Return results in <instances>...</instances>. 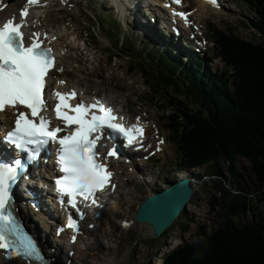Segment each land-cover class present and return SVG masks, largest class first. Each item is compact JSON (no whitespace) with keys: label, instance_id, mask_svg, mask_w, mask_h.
Here are the masks:
<instances>
[{"label":"rangeland","instance_id":"374dc122","mask_svg":"<svg viewBox=\"0 0 264 264\" xmlns=\"http://www.w3.org/2000/svg\"><path fill=\"white\" fill-rule=\"evenodd\" d=\"M93 1H97L99 4H107L106 0L79 1L78 8L81 12L78 11V8L73 10L79 19L76 20L74 17H66L64 14L67 12L62 10L61 1L55 0V5L50 9L48 24L59 30L62 34L61 43L63 40V42L70 45L72 58L84 61L82 63L87 74L83 76L85 81H82L80 78L83 86L89 85L92 89L98 87L107 88L112 92L113 98L116 99L115 101L121 103L127 109L133 105H137L135 107L137 109L142 105L151 115L154 122L151 124L150 133L155 132L156 135L162 133V141L164 143L159 147L160 153L154 159V162L144 164L139 167L140 170H136L134 167L136 173L119 168L118 172L120 173L122 185L118 191L119 194L116 195L114 202L109 205V208L105 207L103 219L99 221L98 227L92 229V236L88 238L89 240L86 243L81 241L76 264H106V258H114L117 264H162V258L154 255L155 251L163 257V255L168 254L174 247L176 248L183 242L196 240L197 235L199 236L200 234V227L206 226L208 232H212L225 223L229 216V204L238 193L239 183L235 181V178H230V172L228 171L229 164L225 159L221 158L219 163L224 168L222 174L215 175L213 173L210 167L211 165L213 166L214 162L203 166L202 178H198L195 194L191 199L192 202L188 205L187 211L185 214H181V218L177 223L160 237L155 236L154 233L146 234V225L134 220V214L143 199L158 189L162 190L169 186L167 183L176 176L177 171L173 172L172 170L177 169L171 166V163L177 157L176 147L168 127L170 123L168 118H170V114L174 113V110L167 109L166 98L168 99V97L165 96L166 91H163V87L155 84L150 86L144 83V76L140 72L130 74V71H128V60L125 56L115 58L112 64L107 62L104 49L107 46L110 47L109 41L104 40L101 45H97L96 47L91 45L85 49L83 41L76 40L79 37L73 28L78 30L81 26L85 27L87 25L82 14L83 11L84 14L95 17L93 16L95 7L91 4ZM190 1L192 7L195 8L196 3H198L197 0ZM142 5H145V3L142 2ZM123 12L120 10V15L113 13L115 17L123 21V34H128V36L133 35L131 37L136 44H139L141 39L152 43V38L145 37V30L148 28L142 22L136 24L134 21H131V17L125 16L123 18ZM198 14L199 12L196 11L195 15L197 18ZM108 16L110 14L105 15L103 19L108 18ZM198 19L207 23V31L214 38L215 35L210 32V27L212 28L213 26L216 27V31L218 30L232 37L243 39L246 42L260 43L263 41L261 34L249 24L252 17L248 12L246 0H225V2H219V6L215 12L208 9ZM101 23L112 26L114 19L111 17L108 20H102ZM102 25L97 26L94 32L100 39L103 37L98 32L103 33ZM69 34L70 36H68ZM110 41L113 42V40ZM214 51L219 56L222 47L219 46L218 50L213 45L211 52L214 53ZM171 55L169 53L168 56L173 57ZM230 55L241 68L237 56L232 52H230ZM215 57V62L221 64L220 59L217 56ZM127 71L130 75H127ZM102 90L105 91V89ZM240 93L246 96L243 85L239 86L238 94ZM188 101H191V99H188ZM234 164L242 172L244 177L243 183L246 184L250 191L247 190L250 195L243 197L251 198L255 208L259 198L254 194L258 187L254 166L248 159L243 157H239ZM214 170L218 171L217 168ZM184 172H186L184 168L179 169L176 179L181 178ZM147 173L148 175H146ZM212 204H216V207L213 208ZM250 217V214L245 215L241 212L239 217H235V220L242 222L247 221ZM126 219L130 223L129 226L120 227L123 220ZM112 223L120 225L114 228ZM124 223L126 222L124 221ZM94 231L96 232L93 235ZM101 238L108 239L109 241H101ZM102 243L107 244L109 248L104 247ZM62 264H65V259H63Z\"/></svg>","mask_w":264,"mask_h":264},{"label":"trees","instance_id":"16d2710c","mask_svg":"<svg viewBox=\"0 0 264 264\" xmlns=\"http://www.w3.org/2000/svg\"><path fill=\"white\" fill-rule=\"evenodd\" d=\"M246 4L252 17L249 24L261 34L263 41L246 42L218 32L220 53L235 69V74L228 76L220 69H213L216 74L208 65L204 68L195 62L197 58L182 64L178 74V68L169 63L165 47L164 51L154 50L150 44L139 47L125 36L118 38L120 20L115 22L111 14L103 19L107 13L96 12L100 22L114 19L112 26L101 25L109 35L115 36L116 44L147 58L158 74L153 85L163 87L168 97L167 109L174 110L168 120L181 157L175 166L177 171L203 168L205 163L214 162L213 173L221 175L222 158L229 164L230 178L239 183L225 223L212 232L200 227L198 240L174 249L165 257L164 264H264V0H246ZM230 52L237 56L241 68ZM240 85L245 87L246 96L238 94ZM239 157L248 159L254 166L258 182L254 194L259 198L255 208L251 198L243 197L250 195V191L234 164ZM241 212L251 217L236 221Z\"/></svg>","mask_w":264,"mask_h":264},{"label":"snow or ice","instance_id":"6c2138e0","mask_svg":"<svg viewBox=\"0 0 264 264\" xmlns=\"http://www.w3.org/2000/svg\"><path fill=\"white\" fill-rule=\"evenodd\" d=\"M181 2L174 0L176 4ZM208 2L219 6L218 0ZM39 3L40 0H27L28 5ZM28 15L29 8L26 6L21 11L24 19L17 21L13 17L0 26V112L8 108L15 110V127L8 133L7 139L17 148L30 152L29 161L36 158L40 148L49 140L58 139L61 146L59 164L65 175L56 181L57 190L61 194V204H64V197L67 196L68 205L75 208L77 196L87 200L111 183L113 173L106 160L107 157H118V152L113 146L106 154L101 153L98 150L99 142L105 138L115 139L119 135L129 145L135 144L142 141L145 129L139 123L127 127L118 122L122 118L115 114L112 107L105 106L99 100L91 104L81 101L72 105L70 101L78 95L72 89L67 93L54 91L58 99L54 107L56 117L67 126L76 125L73 131L58 137L63 129L59 126L51 128V120L42 114L48 106L45 89L49 73L56 67V58L51 47L43 46L40 32L32 33L26 43L27 34L23 28ZM174 15L187 21L188 14L185 12H174ZM44 35L46 37L47 33ZM52 39L57 37L53 36ZM58 70L63 71L62 68ZM58 83L66 82L61 80ZM20 107L29 109L30 116L28 112L20 111ZM30 145L34 147L30 148ZM16 164L23 167L19 160ZM17 178L15 167L0 163V250L9 258L21 257L43 264L45 258L40 248L33 238L20 234L10 209L11 182ZM67 227L78 230L77 221L71 216ZM59 231L63 232L64 228ZM72 240L75 242V235Z\"/></svg>","mask_w":264,"mask_h":264},{"label":"bare ground","instance_id":"6f19581e","mask_svg":"<svg viewBox=\"0 0 264 264\" xmlns=\"http://www.w3.org/2000/svg\"><path fill=\"white\" fill-rule=\"evenodd\" d=\"M7 1V0H6ZM9 1V0H8ZM18 1H20V0H12V2H18ZM54 1V0H53ZM72 1V4L74 5V7L75 8H78V3L76 2V0H71ZM12 2H9V6L10 5H15V4H13ZM197 2L198 3H196V6L198 7V10H202V12L199 14V15H201V14H203V13H206L207 12V10L208 9H211V10H213V12H215L216 10V6L215 5H212V4H210V3H206V2H202V1H200V0H197ZM52 7V5H50V3H49V5L48 6H46V7H44L43 6V4H40V6H39V10L41 11V12H43V13H46V15H47V13L50 11L49 9ZM211 7V8H210ZM78 11H80V9L78 8ZM13 12V9L10 11V13H9V15L11 14ZM81 12V11H80ZM83 15H84V17L91 23V24H93V26H94V28L95 29H97V27L94 25V23L92 22V17L91 16H89V15H86V14H84V11H83V13H82ZM9 15H6V16H9ZM45 15V16H46ZM99 30V29H98ZM59 35H60V38L62 37V34L60 33V32H57ZM98 34H100L105 40H107V41H110V40H113V42H116V39H113V38H109V37H107L104 33H101L100 31L98 32ZM224 35V34H223ZM68 36H70V34L68 35ZM64 45V44H63ZM63 45H62V48H63ZM82 62H84V61H82ZM81 83H82V81H81ZM85 83V82H84ZM67 86H69V84L67 85ZM81 87V86H80ZM10 113H9V111H7L6 112V114H0V116L1 115H3V116H8ZM7 126H4L3 124H0V134H2V130H4V131H7V128H6ZM9 131V130H8ZM58 142V139L57 140H55V141H52V143H50V144H47V145H55L56 143ZM51 147V146H50ZM41 158L43 159V161H45L46 162V158H45V155L42 153V155H41ZM190 159H192V158H190ZM191 161V160H190ZM120 161H118V162H116V167H118L119 165H120ZM36 165H38V162H36L35 163ZM42 164H43V162H42ZM41 164V165H42ZM203 164V163H202ZM206 164V163H205ZM40 165V164H39ZM47 167H50V163L48 164V163H46L45 164ZM213 166H214V164H213ZM208 168H209V166H208ZM210 168H212V167H210ZM213 169H215L214 167H213ZM223 170V169H222ZM230 170V169H229ZM209 172V171H208ZM210 173V172H209ZM224 175V174H223ZM184 176H187V175H183V177ZM228 182V181H227ZM224 183V182H223ZM168 187V186H167ZM166 187V188H167ZM165 189V188H164ZM163 190V189H162ZM112 199L113 200H115L113 197H112ZM116 202V201H115ZM192 202V201H191ZM117 204V203H116ZM125 209V208H124ZM88 210V208L87 209H85V211H87ZM43 212H45V209H43L42 210ZM127 211V210H126ZM20 212L25 216V218H26V221H27V223L31 226V229L32 230H34L33 228H36V234L38 235H41V238H44L45 240H44V245H47V246H50L51 248L52 247H54L56 244L54 243V236H53V239H52V236H51V234H50V230L52 229V228H54V225L56 224V222H52V220H57L58 219V216H57V214H56V212H54L53 210H51V217H47V218H45V221H47V223L43 220V219H41V213L42 212H39L38 210H37V208L35 207V206H33V205H31V204H29V203H26V204H22V205H20ZM105 211L103 210V207H101V211L99 212L102 216H101V219L103 218V213H104ZM92 218V214L91 213H89V216L86 218V222H87V224H89V220ZM88 219V220H87ZM126 221H127V219H126ZM177 223V222H176ZM175 223V224H176ZM179 223V222H178ZM113 224V223H112ZM128 222H127V224H124V225H126V226H128ZM118 225H120V224H113V226H114V228H116V226H118ZM123 225V224H122ZM86 226H88V225H86ZM83 227H85V226H83ZM120 227H121V225H120ZM146 227V231H145V233L147 234H149V233H153V229L150 227V226H148V225H146L145 226ZM206 227V226H205ZM96 231H94V233H95ZM92 234V230H89V231H87L86 233H85V235H87V236H89V235H91ZM164 234V233H163ZM53 235H55V234H53ZM49 240H50V242L52 241V243H50L49 244ZM58 243H59V248L58 247H56L55 248V250H53L52 252H50V255H51V258H52V262H54L55 264H62V262H63V258L65 257V264H66V262H67V264H68V260H71V261H73V263H71V264H76V259L74 260V258H75V255L74 256H69L68 255V253H67V249H68V247H69V245H70V242H69V240H67L66 238H65V236H63L61 239H59L58 240ZM79 245H80V241L78 242V243H75V245L74 246H76L77 247V252L79 253ZM71 246V245H70ZM73 246V245H72ZM175 248V247H174ZM176 250V249H175ZM172 251V250H171ZM172 253V252H171ZM5 257H3V259H4ZM6 260V263L5 264H30V263H25L24 261H21V260H16V259H12V260H7V259H5ZM5 261L4 260H2V257H1V253H0V264H3ZM105 262H106V264H117V261L114 259V258H111V259H109V260H105ZM80 264H82V263H80Z\"/></svg>","mask_w":264,"mask_h":264},{"label":"water","instance_id":"95a60500","mask_svg":"<svg viewBox=\"0 0 264 264\" xmlns=\"http://www.w3.org/2000/svg\"><path fill=\"white\" fill-rule=\"evenodd\" d=\"M194 191L192 178L175 180L167 188L147 196L141 202L135 219L150 226L155 236L160 237L176 222L180 211L187 210Z\"/></svg>","mask_w":264,"mask_h":264}]
</instances>
